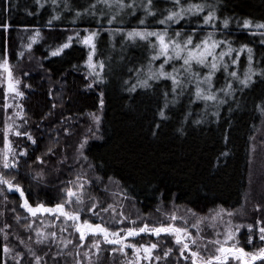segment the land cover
Segmentation results:
<instances>
[{
	"label": "trees",
	"instance_id": "obj_1",
	"mask_svg": "<svg viewBox=\"0 0 264 264\" xmlns=\"http://www.w3.org/2000/svg\"><path fill=\"white\" fill-rule=\"evenodd\" d=\"M69 2L70 5L58 8L61 18L53 20L57 11L47 5V0H0V24L9 25L7 30L0 27V62L7 58L9 69L22 81L20 87L26 93L21 101L23 115L28 130L37 140L36 144L24 141L23 148L28 154L19 157V168L12 170L7 178L21 185L33 206L39 202L54 206L63 195L61 190L82 168L92 181L87 198L105 201L117 188L118 192L127 195V199L122 195L126 210L130 211L125 214L129 220L137 222L136 226L165 220L163 212L191 209L196 216L203 217L223 208L233 214L244 212L242 218L238 217L245 225L238 235L239 246L251 252L264 245L259 239L258 228L262 225L257 223L264 220V162L256 159L253 163L255 141L264 138V76L260 75L264 72V44L260 43V33L264 29L255 27V24L264 23V0H207L216 6L220 18L216 22L219 29L216 38L231 41L235 48L247 44L253 49L252 67L256 75L247 88L229 76L223 67L213 76V91L223 103L196 99L194 84L187 85L182 93L178 90V94H173L171 81L165 79L149 81L150 87L137 86L135 91H129L137 84L136 70L148 65V45L140 40L122 43L124 35L114 44L110 40L114 35L110 30L163 29L165 26L156 21L167 15V9L173 6L172 0H154L155 16H146L144 11L136 10L135 15H127L123 25L107 24V17L102 19L99 11L95 17L85 14L73 23L76 12H83L96 0ZM184 2L201 3L204 0ZM97 8L105 11L102 4ZM204 14L186 17L179 24H173L171 35H175L176 30L187 35L197 29L195 39L199 40L214 31L208 26L203 30L197 27V21H202ZM141 18L146 20L144 25L139 24ZM224 18L230 20L227 29L220 23ZM244 19L253 22L250 29L241 27ZM97 20H101L102 27ZM84 29H99L98 55L104 58L110 70L105 83L93 89L85 88L89 83L83 68L86 48L74 42L61 56H49L50 46L54 48L64 42L74 31L83 34ZM37 30L40 37L32 43L31 38ZM29 43H32L31 50L27 48ZM20 52L24 55L20 56ZM225 61L229 71H236L243 79L249 67L247 52L241 53L238 64L233 65L229 57H225ZM162 62L163 58L155 61L153 67L158 68ZM175 63L179 65V62ZM73 65L81 67L77 69ZM165 69L171 71L172 63L165 65ZM229 81L233 83L232 94L225 96L219 90ZM24 84H30L31 88H24ZM50 90L53 97L48 95ZM101 91L104 93L102 109L99 103ZM4 93L0 86V130L4 128L7 115ZM53 102L63 106L52 109ZM162 109L164 118L159 115ZM49 110L53 114L45 119ZM93 112L100 113L101 123L95 136L88 135L83 150L88 157L85 162L82 157L78 158L76 149L88 128V113ZM64 128L69 129V134L65 135ZM1 148L3 135L0 131ZM49 148L54 154L48 153ZM38 156L43 158V164L36 160ZM7 172L0 167V173ZM38 172L40 178H36ZM97 177H101L102 182ZM0 186L7 191L1 199L2 226L20 213L28 215L21 207L23 201L19 193ZM158 208L161 211H157ZM94 223L101 222L96 219ZM249 224L253 225L251 235L255 248L248 243ZM115 227L111 228H123ZM1 230L0 264H9L3 253L5 242ZM128 242H156L160 245L156 253L160 255L172 247L168 264H191L190 259L180 257L179 246L170 236L161 234L158 238L142 233L129 238ZM200 250L205 256L209 254ZM204 250L215 254L209 247ZM128 251L132 252V249ZM158 264H165V261L160 260Z\"/></svg>",
	"mask_w": 264,
	"mask_h": 264
},
{
	"label": "snow or ice",
	"instance_id": "obj_2",
	"mask_svg": "<svg viewBox=\"0 0 264 264\" xmlns=\"http://www.w3.org/2000/svg\"><path fill=\"white\" fill-rule=\"evenodd\" d=\"M56 0H53L55 4ZM102 4L104 8L108 9V12L98 9L97 5ZM173 6L167 9V15L163 18L156 21L157 23L164 25L163 29H148V28H132L130 30H125L123 28H115L110 30V34L114 33H123L124 39L127 41L136 42L137 40L145 41L152 49V54L149 57V62L146 68L142 67L137 69L138 81L136 85H132L129 88V91H135L136 87L148 88L151 85L149 81L153 80H170L172 84L173 94L182 93L184 89L189 84H194L195 88V97L198 100H203L207 102L214 103H223L224 101L220 99L216 92L213 91L212 79L217 71L223 67L224 71L228 73L234 80H237L240 85L244 88H247L251 83H253V76L256 75L255 70L252 67L253 62V49L247 44H242L239 48H235L232 45V42L227 39H217L216 30L218 29L217 21L220 18L217 16V9L214 4H210L207 0L201 3H185L184 0H172ZM67 6V5H66ZM154 0H147V3L137 4L136 0H96L95 3H90L89 7L84 9L83 12L77 11L73 19L75 23L77 18H80L82 15H91L96 16L97 11L100 12V16L103 19L107 17V24L112 25L118 22V17L122 15H135V12L138 8H143L146 16H155L156 12L154 11ZM127 10V11H126ZM202 13H205L202 16V21H197V27L201 30L205 26L211 27L214 31L208 32L206 36H203L199 40L195 39V34L197 29H193L191 34L185 35L182 31L176 30L175 35H171L172 25L179 24L181 20H184L186 17L191 16H200ZM53 20L59 19L58 16H53ZM97 23H101V20H97ZM146 23L145 18L139 20L140 25ZM223 28L227 29L230 23L229 18H224L220 21ZM49 26H51V21H49ZM101 23V27H102ZM253 26V22L249 19H244L241 25L244 29H250ZM0 27L7 30L9 25L0 24ZM255 27L258 29H264V23L255 24ZM100 31L84 29L83 34L80 31H74L73 35H69L66 40L62 43L57 44L54 48L50 46L51 50L49 56L58 57L61 56L66 49L72 47L74 42L79 43L84 48L87 49V57L83 62V68L86 69L85 80H89V83L85 85L86 89H93L94 86L105 83L106 79V70L108 65L103 59H97L98 56V37ZM255 35L256 33H252ZM262 37L260 43L264 44V32L260 33ZM40 37L39 30L36 31L34 36L31 38L32 43H35ZM154 38V39H152ZM32 43L27 45V48L31 50ZM223 46V47H222ZM219 49V51H217ZM247 52V59L249 67L244 72L243 79L240 78L236 71H229V65L225 61V57L231 59L233 65L238 64L240 60V55L243 52ZM235 53V58H232V54ZM20 56H23L24 53L20 52ZM163 58V62L159 64L158 68H154L153 64L155 61ZM175 62H179V65ZM172 63V70L167 71L165 65ZM9 61L7 58L3 59L0 62V69H3L7 72V85L4 93V108L5 111L11 105L8 104L9 94L13 95V98H19L24 100L26 93L21 89L22 81L19 79H14L11 70L8 67ZM207 69V72H202L197 69ZM74 68L79 69L80 65H73ZM143 73V78H139L140 74ZM27 75V73H25ZM261 76H264V72L260 73ZM128 82L125 81V84ZM24 88H31L30 84H24ZM233 90V83L226 82V86L221 88L219 91H222L225 96L231 95ZM48 95L53 97V93L50 90ZM104 93L100 92V108H103ZM167 97V93H165ZM62 107V104H57L53 102L52 109L56 107ZM16 107L20 108L19 112L15 113V116L23 119V106L17 104ZM167 107V103L165 104ZM52 110L45 115H52ZM91 117V120L95 124V132L92 128H88V133L95 136L96 132H99L101 117L97 113H88ZM159 115L164 118L165 112L163 109L160 111ZM8 119H11L9 117ZM26 122V121H25ZM199 122V121H197ZM14 133L17 137H27L28 141H31L32 144H36L37 140L33 137L30 131H21L20 126L15 124V121L12 120L11 124L5 123L3 129V149L0 150V167L5 170H8L7 173H0V185L6 186L8 191L17 192L20 195L21 200L23 201L21 207H23L32 217H37L38 214H48L49 216L55 217V220H61L63 218L60 231H67L68 227H72L75 232L79 233L80 243L76 245L77 249L85 247L86 237L92 236L93 240L91 245H88L90 248H95L96 252L99 253L101 250V242L113 245L111 249L112 252H119L121 255L127 257L126 249H132V259H127L126 264H141L142 261H147L148 264H151L153 260L160 261L164 260L165 264H168V260L173 253V248L168 247L163 251V254H157L156 249L160 245L156 242L149 244H136L129 243V238H134L139 236L142 233L148 234L150 236L161 237V234L165 236H170L173 238L175 245L179 246L180 257L185 260L190 259L191 264H231L232 261H236L237 264H264V245H261L258 248H255L254 237L251 235L253 232V225H248L249 237L248 243L253 244L255 250L247 251L244 247L239 246V240L236 238L237 233L240 230V225L233 226L231 221H228V226L225 228L223 234L216 232V239H209L208 244L215 245V254L209 253L207 256L203 255L201 252V245L197 243L198 240H204L205 237L202 235L201 225L204 223V220L207 217H199L195 223L191 226L196 228L195 235L189 231L188 227V218L181 217L176 212H163L165 220L168 222L165 223V220H157L153 223L144 222L142 226H136V221H131L133 227L113 229L110 228L103 220L101 223H94L88 219L84 213L85 211L92 213L93 215H99L96 211L99 208L100 212H109L110 210L113 213V222L116 224H122L128 217L121 211L116 213V210L113 205L109 204L107 208H104L99 202V198H91L92 203L90 206H87L85 201V196L87 195V190L85 185H91V180H86L83 176L78 173L76 181H68L67 186L61 191L63 195L60 197L59 202L54 206H47L46 204L39 202L35 206L29 203L28 198L25 195V192L19 183H14L13 179H8V174L12 170L18 169L20 161L17 160L15 149L12 147V141L10 140L9 134ZM65 135L69 134V129L64 128ZM88 135H85L83 139L79 142L76 152L78 158L82 157L85 162H87L88 157L84 154L85 145L88 142ZM49 154H54L53 149H48ZM27 150L21 151L20 156H26ZM36 160L41 164L44 163L42 157H36ZM63 162V161H62ZM89 168L92 165H88ZM41 173H37L36 178H40ZM97 180L102 182L101 177H97ZM111 180V177H109ZM115 195V193H114ZM125 199L127 195L122 193ZM161 211V209H157ZM191 212L192 216H196L197 213L188 210ZM215 215L211 218L213 220L223 218L224 214H227L229 217L233 215L232 212H226L225 209L220 208L219 210H213ZM119 217L118 219L116 217ZM19 219V217L17 218ZM177 221H182L181 224H178ZM69 222H71L69 224ZM258 224L262 226L259 227V239L264 242V220L257 221ZM50 226L55 227V224ZM215 227V225H211ZM27 228H31L32 225L28 224ZM235 228V230H233ZM223 235V240L219 237ZM56 232L45 233L40 229H36V242L42 244L49 242V237L52 240L56 239ZM234 243H230L234 241ZM23 243V241H21ZM71 240L65 242V247L67 244H71ZM195 246V250H193ZM207 249V244L203 245ZM29 251H31L29 249ZM12 252V249L8 247L7 244L3 246V253L5 256L9 255ZM187 253V255H185ZM79 256V252H77ZM89 252H84L83 256L88 257ZM35 264H40L41 258L36 256L33 253ZM15 264H24L23 258L20 256V253H16ZM28 264H33L32 261H29ZM75 264H81V260L77 259ZM91 264V262H90Z\"/></svg>",
	"mask_w": 264,
	"mask_h": 264
},
{
	"label": "rangeland",
	"instance_id": "obj_3",
	"mask_svg": "<svg viewBox=\"0 0 264 264\" xmlns=\"http://www.w3.org/2000/svg\"><path fill=\"white\" fill-rule=\"evenodd\" d=\"M70 3L71 2H69V0L68 1L56 0L54 4L53 0H47V5L51 6V8L54 11H57L59 7L60 8L64 7V5H70ZM136 3L137 4L147 3V0H141V1L136 0ZM102 7L104 8L103 5ZM104 9L106 12H108V9L106 8ZM137 10L144 11L143 8H138ZM56 15L61 18V14H59L58 11ZM128 16L122 15L121 17H118V22H116L115 24L123 25V23H126ZM55 20H59V19H55ZM122 35L124 34L114 33V35L111 36L110 40L114 41V44H115L116 40L118 38L121 39L120 37ZM125 41L127 42V40L123 39L122 43H125ZM146 51L148 52L147 59L149 60V57L152 54V49L149 47V45L147 46ZM96 58L104 60V58L103 57L101 58L100 55H98ZM197 69L199 71L203 70V69H199L198 66H197ZM204 70H206V72L208 71L207 69H204ZM109 73H110V70H108L107 68L106 75H109ZM12 75L14 79H19V77L16 76L13 72H12ZM139 78H143V74ZM6 85H7V73L3 69H0V86L3 88L4 92L6 89ZM21 101L22 100H20L19 98L14 99L13 95L9 94L7 102L9 105H11V107H9L6 111L7 115L5 116V123L7 121L8 124H11L12 120H14L15 124L20 126L21 131H25V130L29 131L28 124H27L25 117L21 119L15 116V113L21 110L20 108L16 107L17 104H21ZM4 103H5V99H4ZM9 117H11V119H8ZM87 122H88V128L91 127L92 130L95 129V124L91 120L90 116H88ZM5 123L3 125L4 127H5ZM88 128L85 132V135L90 134L88 133ZM3 129L4 128H1L0 130L2 135H3ZM9 137H10V140L12 141V147L15 149V152H16L15 158L19 160V157H20L19 153L25 150L23 148V145H24L23 143L24 141H27V137H24V136L17 137L14 135V133H10ZM263 139L264 138L262 136L255 141V145L253 148V163L256 162V159L264 162V140ZM2 149L3 148H1L0 150ZM81 169H78L76 171V177H77V174L80 173L84 179L89 180V178L86 176L84 172H82ZM76 177L74 178L73 181H76ZM89 186L91 185H88V184L85 185L86 190L88 189ZM5 193H7L5 188L3 189L0 186V206H1V199L3 198V195ZM87 195H88V191H87ZM87 195L85 196V201H86L87 206H90L93 201H91V199H88ZM99 202L102 204L104 208H107L109 204L113 205L116 210V213H120L121 211L124 214L130 213V211L126 210L125 204L123 202V196L120 192H118L117 188L111 191L110 196H107V199L105 201L99 200ZM96 211L99 213V215H93L92 213L87 212V211H85L84 215L88 219H90L92 222H95L96 219L99 220L100 222L103 220L104 222L107 223V225L110 228L113 225H115L118 228L119 227L124 228L125 225L129 227V225L132 226L131 221H135V220L126 219L124 223L116 224L113 222V213L111 210L105 213V212H100L99 208H97ZM174 212H176L181 217L188 218L189 231L195 235L197 230L196 228H193L191 225L195 223L196 220L201 216H192L191 212L186 211V210L174 211ZM243 213H244L243 211H240L239 213L233 214L230 217L227 214H224L222 220L221 219L213 220L211 218L212 216L215 215V212L207 216H203V217H207V219H205L204 223L201 225L202 235L205 237V239L197 241V243L201 245V249L205 251L206 253H210L207 250H204L205 248L203 247V245L207 244V248L209 247V251L215 252L214 251L215 245L211 247L212 244H208L207 242L209 239H216V236H215L216 232H220L221 234H223L225 231V228L228 226L229 220L231 221V224L233 226L240 225V230L237 233V237H236L238 239L239 233L245 227L244 223H242V221L238 219V217L239 218L243 217ZM27 214L28 215L20 213L17 216H15L10 223H5L2 226V218H1V213H0V223H1L0 229H2L1 231L3 232L2 233L3 240L5 244H7L10 249H12V252L6 256V261L9 264L10 263L15 264V260L13 259V257H15L17 252L20 253V256L23 258L24 264H28L29 261H32L33 264H35L33 253L36 256H39L41 258L40 264H75L77 259L81 260V264H90V262L91 264H126L127 259L133 258L132 252L128 251L129 248L126 249L127 257L121 255L119 252H115V255H118L121 259H118V257H113L114 252H112L111 249L115 246L108 245L103 242H101L100 252L97 253L95 248L88 247V245H91L92 243V240H93L92 236L86 237V240L84 242L85 247L77 249L76 245L80 243L79 233L75 232L72 227H68L67 231L61 232L60 226H61L63 218H61V220H55V217L49 216L48 214H43V215L38 214L37 217H32L28 212ZM125 216L127 217L126 214ZM18 217L19 219H17ZM116 218L118 219L119 217L117 216ZM178 222L180 224L182 223V221H178ZM70 223L71 222H69V224ZM28 224L32 225L30 229L26 227ZM51 224H55L56 226L52 227L50 226ZM213 224L215 225V227L211 226ZM36 229H40L45 233H51L54 231L57 234L56 239L52 240L51 237H49V242L38 244L36 242ZM233 230H235V228ZM219 238L223 240V235H221ZM67 240H71L72 243L67 244V247H65V242ZM21 241H23V243H21ZM234 242L235 240L231 241L230 243H234ZM29 249L31 251H29ZM77 252H79V256L77 255ZM84 252H89L90 255L88 257H84L83 256ZM234 262L235 264H237L236 261ZM141 264H148V262L142 261ZM151 264H158V261L153 260Z\"/></svg>",
	"mask_w": 264,
	"mask_h": 264
}]
</instances>
